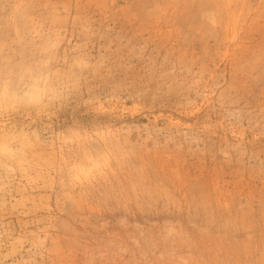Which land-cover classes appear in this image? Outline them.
Listing matches in <instances>:
<instances>
[{
	"label": "rangeland",
	"instance_id": "1",
	"mask_svg": "<svg viewBox=\"0 0 264 264\" xmlns=\"http://www.w3.org/2000/svg\"><path fill=\"white\" fill-rule=\"evenodd\" d=\"M0 264H264V0H0Z\"/></svg>",
	"mask_w": 264,
	"mask_h": 264
}]
</instances>
